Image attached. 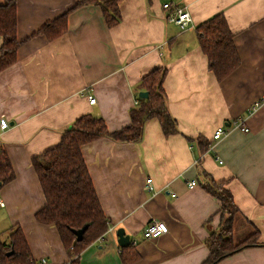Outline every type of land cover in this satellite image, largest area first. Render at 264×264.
I'll return each mask as SVG.
<instances>
[{"label":"crops","instance_id":"crops-1","mask_svg":"<svg viewBox=\"0 0 264 264\" xmlns=\"http://www.w3.org/2000/svg\"><path fill=\"white\" fill-rule=\"evenodd\" d=\"M78 1L16 0L22 43L17 60L0 71V120L10 125L0 143L15 173L0 188V238L8 240L10 229L20 226L34 260L70 264L56 226L35 216L46 199L32 159L57 146L63 131L84 114L101 116L111 131L129 125L140 80L165 67L167 106L180 133L166 136L154 117L140 142L104 136L83 146L110 223L80 253L79 264H125L116 235L120 227L139 254L127 264H202L209 255L207 238L221 227V202L204 187L211 178L228 181L239 207L234 233L244 239L252 229L260 242L217 264H264V0H122L120 22L113 27L100 6L81 5L70 12L61 36L30 37ZM176 7L190 11L192 26L181 29L168 20ZM219 13L228 19L241 58L222 81L208 66L197 30ZM238 118L248 132L231 125ZM228 124L229 132L214 139L215 130ZM198 136L211 141L206 151ZM148 178L154 191L146 189ZM192 179L198 182L194 188ZM154 218L169 231L144 238Z\"/></svg>","mask_w":264,"mask_h":264},{"label":"trees","instance_id":"trees-1","mask_svg":"<svg viewBox=\"0 0 264 264\" xmlns=\"http://www.w3.org/2000/svg\"><path fill=\"white\" fill-rule=\"evenodd\" d=\"M122 0H79L75 6L58 17L45 22L30 37L45 35L54 39L68 29L71 11L81 5H97L103 12L109 27L120 22V2ZM18 7L16 0H0V71L17 60L22 41L18 38ZM199 44L208 58V66L219 81L224 80L241 63L228 19L219 13L197 27ZM167 73L165 67L153 69L143 76L136 87V105L130 110L131 123L118 130H109L104 118L94 114H84L62 133L61 142L35 155L33 166L38 174L46 199V204L35 216L38 221L53 224L58 229L63 244L69 251L70 264H79V255L86 246L103 236L109 228L110 220L100 202L92 177L88 170L83 146L99 137H110L120 142H140L144 136L146 122L157 118L166 136L180 133L177 120L167 106V96L163 86ZM140 91H148L146 98ZM261 102V101H260ZM190 140L194 137L187 136ZM200 150L206 151L211 141L198 136ZM15 177L10 157L0 143V188ZM205 189L221 202V227L211 232L206 240L209 255L202 264H217L222 259L247 247L260 245L258 232L241 242L233 239L234 213L239 211L227 180H208ZM88 224L82 239H77L74 230ZM12 252L11 254H8ZM125 264L138 258V252L130 244L120 247ZM0 264H34L28 241L20 226L10 229L8 240L0 238Z\"/></svg>","mask_w":264,"mask_h":264},{"label":"built area","instance_id":"built-area-1","mask_svg":"<svg viewBox=\"0 0 264 264\" xmlns=\"http://www.w3.org/2000/svg\"><path fill=\"white\" fill-rule=\"evenodd\" d=\"M164 7L170 8L171 5L170 3H165ZM168 20L178 25L181 29H186L189 26H192V23H193V18H192L190 11L182 7L174 8L172 13L169 14ZM88 97H89L90 103H94L96 101V98L94 96L89 95ZM232 125L234 127L240 128L243 131H246V132L249 131V128L244 125L243 118H238L234 120ZM9 127H10L9 122L6 119L0 120V133L7 130ZM229 129L230 127H227V126H219L215 130L213 137L215 139L221 138L229 132ZM197 184H198L197 180L192 179L189 182V187L194 188L195 186H197ZM146 189L148 191L155 190L152 178H148L146 180ZM0 204L4 205V202L1 199H0ZM168 231H169V226L165 221L154 218L148 222L147 226L144 229L143 236L144 238H155V237H159L167 233ZM33 261H34V264H47L48 263V260L45 257L38 259V260L33 259Z\"/></svg>","mask_w":264,"mask_h":264},{"label":"water","instance_id":"water-1","mask_svg":"<svg viewBox=\"0 0 264 264\" xmlns=\"http://www.w3.org/2000/svg\"><path fill=\"white\" fill-rule=\"evenodd\" d=\"M149 92L148 91H140L139 92V96L146 98L148 97ZM88 227V224L84 225L82 228L80 229H76L74 230L75 234L77 235V239H82L84 232L86 231ZM116 235L118 237V243L121 247H127L130 245L131 243V238L129 234H126V231L123 227H120L117 229L116 231ZM12 252H9L8 254H11Z\"/></svg>","mask_w":264,"mask_h":264},{"label":"rangeland","instance_id":"rangeland-1","mask_svg":"<svg viewBox=\"0 0 264 264\" xmlns=\"http://www.w3.org/2000/svg\"><path fill=\"white\" fill-rule=\"evenodd\" d=\"M261 102H256L255 103V107H257L259 104H260ZM236 120V119H235ZM234 121V120H233ZM231 123H233V122H231ZM232 125V124H231ZM231 125L230 124H228V125H222V126H227V127H231ZM233 126V125H232ZM234 127V126H233ZM237 128V127H236ZM240 129V128H239ZM230 130V129H229ZM225 136V135H224ZM214 138V137H213ZM222 138V137H221ZM215 139V138H214ZM238 214V212L237 213H234V219H235V216ZM235 221V220H234ZM144 232V231H143ZM249 233V235H253V236H255V233H256V231H254V230H252V229H250L249 231H248ZM239 235V234H238ZM238 235H236L234 232H233V239H234V241L236 242V243H238V242H241L242 240H244V239H239V236ZM248 237V236H247ZM238 238V239H237ZM33 259V258H32Z\"/></svg>","mask_w":264,"mask_h":264}]
</instances>
